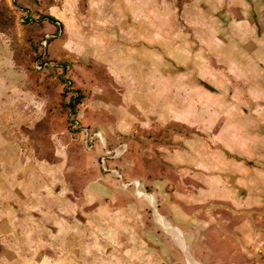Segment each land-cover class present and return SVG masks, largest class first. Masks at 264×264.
Listing matches in <instances>:
<instances>
[{
    "label": "rangeland",
    "instance_id": "rangeland-1",
    "mask_svg": "<svg viewBox=\"0 0 264 264\" xmlns=\"http://www.w3.org/2000/svg\"><path fill=\"white\" fill-rule=\"evenodd\" d=\"M256 139L264 0H0V264H190L155 211L191 241L163 214L203 220L209 179L255 203Z\"/></svg>",
    "mask_w": 264,
    "mask_h": 264
},
{
    "label": "crops",
    "instance_id": "crops-1",
    "mask_svg": "<svg viewBox=\"0 0 264 264\" xmlns=\"http://www.w3.org/2000/svg\"><path fill=\"white\" fill-rule=\"evenodd\" d=\"M120 1L122 3L125 2L129 4L133 2V0ZM46 59H48L47 56ZM257 140L258 139L255 141V147L252 146L253 148H256V151L251 150L253 155L252 161H248V163L244 162V160H237L236 162H233L240 164V167L242 166L240 171L238 169L233 171L232 175L234 174L235 177L242 179L243 176L248 177V175H250L251 179L257 178L258 180H261L264 178V140ZM260 149H263V151ZM204 166L209 170L213 169L212 163L210 164L208 162H204ZM244 171L245 174L243 173ZM222 174L225 178L227 177V174ZM223 176H221V178ZM209 181L206 186L207 188L203 191H205L204 195L208 198L207 201L211 205L208 210L202 209L198 215L199 218L203 217V220H198V217H194L189 220L182 214H179V217H176V213L178 211L174 212L170 207H167L168 209L164 208L166 209L169 217H176L178 221L177 223H174L167 215L162 214L169 219L173 225L176 224V227L180 229L185 228L190 231L189 233H193V240H188L190 241L189 250L187 251L185 248L190 264L191 262L195 264H239L235 261L223 262L215 261L213 259L210 249L213 248V245H215L217 240L220 245L219 249L223 252L229 251L232 259L244 258L249 262L247 264L254 263L257 257L260 259L258 251L264 241V190L254 192L257 201L255 203L252 202L250 205L248 204V196L251 194L250 190L249 193H246L244 188L242 189L240 185L237 186V183L234 184V186L229 187L226 182L221 181L219 182L220 189L213 190L212 186H217L218 184L212 183L213 181ZM260 189H262V187L258 190ZM142 192L143 191L140 190V194ZM225 193H227V198L231 203L223 200V195ZM237 196L241 198L239 202H235L233 199L234 197L237 198ZM186 202L188 206L191 207V210L187 209V211L189 213H191V211L193 212L195 210V207L193 206L195 200H186ZM198 238L201 239L205 246L204 251L196 255L193 253V245ZM227 240H232L234 243L233 247H229L224 244L225 242L227 243ZM182 241L184 243L183 238ZM191 242L193 244L192 246ZM189 251L192 255L189 254ZM177 258V255L171 252V258L161 257L160 264H164L162 260H167V264H169L168 262H170V264H176L178 263ZM169 259L170 261H168Z\"/></svg>",
    "mask_w": 264,
    "mask_h": 264
},
{
    "label": "built area",
    "instance_id": "built-area-1",
    "mask_svg": "<svg viewBox=\"0 0 264 264\" xmlns=\"http://www.w3.org/2000/svg\"><path fill=\"white\" fill-rule=\"evenodd\" d=\"M27 18L28 17L25 16V18L22 17L21 20L25 21V20H27ZM51 37H53V35H46V38L44 39V42H43V45H45V47L47 46L48 39H50ZM46 56H47V54L45 53L44 56H43L45 58L44 59L40 58L39 61L36 62V66L35 67L37 69L43 70V69L47 68L48 66H50V67L54 66V65H52V63L48 59H46ZM75 122H77V121H75ZM75 124L78 125V122L75 123ZM76 125H74V126H76ZM75 128H79V127L76 126ZM87 144H88V142H87ZM123 151H125V147H123L122 149L121 148L118 149V153H123ZM258 252L260 254V259L262 261V264H264V241H263V243H262V245H261V247H260Z\"/></svg>",
    "mask_w": 264,
    "mask_h": 264
},
{
    "label": "bare ground",
    "instance_id": "bare-ground-1",
    "mask_svg": "<svg viewBox=\"0 0 264 264\" xmlns=\"http://www.w3.org/2000/svg\"><path fill=\"white\" fill-rule=\"evenodd\" d=\"M139 195H141V194H140V190H139ZM145 201L152 203L155 207H156V205H157V204H156V197H154V196H152V197L146 199ZM154 215H155L156 221H157L162 227H164L165 229H168V230H170V231L178 232V233L182 236V238H183V240H184L185 248H186V250L188 251V250H189V244H190V241L186 240V239L183 237L182 232H180V231H178V230H176V229H173V227H172L170 224H168L165 220H163L160 216H158V214H157L156 211H155ZM190 260H191V259H190ZM190 262H191V261H190ZM191 264H193V263L191 262Z\"/></svg>",
    "mask_w": 264,
    "mask_h": 264
},
{
    "label": "trees",
    "instance_id": "trees-1",
    "mask_svg": "<svg viewBox=\"0 0 264 264\" xmlns=\"http://www.w3.org/2000/svg\"><path fill=\"white\" fill-rule=\"evenodd\" d=\"M49 18V20L51 21V22H53V23H58V20L57 19H55L53 16H48ZM46 18H47V16H46Z\"/></svg>",
    "mask_w": 264,
    "mask_h": 264
},
{
    "label": "water",
    "instance_id": "water-1",
    "mask_svg": "<svg viewBox=\"0 0 264 264\" xmlns=\"http://www.w3.org/2000/svg\"><path fill=\"white\" fill-rule=\"evenodd\" d=\"M138 186V185H137Z\"/></svg>",
    "mask_w": 264,
    "mask_h": 264
}]
</instances>
